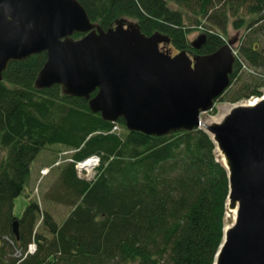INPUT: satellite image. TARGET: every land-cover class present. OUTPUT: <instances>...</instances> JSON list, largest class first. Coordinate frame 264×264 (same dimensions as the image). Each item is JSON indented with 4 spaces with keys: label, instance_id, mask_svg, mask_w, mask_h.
Wrapping results in <instances>:
<instances>
[{
    "label": "trees",
    "instance_id": "16d2710c",
    "mask_svg": "<svg viewBox=\"0 0 264 264\" xmlns=\"http://www.w3.org/2000/svg\"><path fill=\"white\" fill-rule=\"evenodd\" d=\"M77 1L91 22L104 30L118 18H129L137 21L146 36L158 32L185 52L191 28L170 4L195 10L194 23L199 24L203 18L211 22L207 10L214 3ZM252 4L251 21L238 19L236 26L250 29L263 23L254 33L264 39V0ZM212 16L216 20L210 26L225 32L226 14L214 12ZM206 36V43L195 53L210 55L223 46L219 34ZM252 42L248 34L241 39L230 85L240 77L239 58L257 76L233 91L232 103L262 95L264 45L261 48L259 42ZM45 60L46 54L40 53L10 63L0 81V264H214L224 236L229 180L208 135L195 130L149 137L128 132L123 120L105 122L89 110L86 101L62 95L58 86L34 88ZM114 126L123 133L111 132ZM50 147H62L68 153L59 159L56 152L51 162L39 168V177L41 180L46 169V174L57 170L52 197L71 210L57 224L51 214L31 202L16 217L14 200L31 181L38 155ZM93 155L100 158V165L93 179L86 180L78 176L75 164ZM40 212L41 229L43 226L49 238L36 228ZM33 241L37 251L25 255ZM16 249L19 257L13 256Z\"/></svg>",
    "mask_w": 264,
    "mask_h": 264
},
{
    "label": "water",
    "instance_id": "95a60500",
    "mask_svg": "<svg viewBox=\"0 0 264 264\" xmlns=\"http://www.w3.org/2000/svg\"><path fill=\"white\" fill-rule=\"evenodd\" d=\"M114 25L93 24L77 0H0V81L10 63L45 53L37 90L58 86L103 121L123 120L129 132H206L222 155L228 210L235 211L214 264H264V96L233 106L218 124L200 119L230 85L235 40L191 59L184 51L161 52L170 39L158 32L146 36L126 19ZM205 43L201 35L191 47ZM13 232L18 237L16 222Z\"/></svg>",
    "mask_w": 264,
    "mask_h": 264
},
{
    "label": "rangeland",
    "instance_id": "374dc122",
    "mask_svg": "<svg viewBox=\"0 0 264 264\" xmlns=\"http://www.w3.org/2000/svg\"><path fill=\"white\" fill-rule=\"evenodd\" d=\"M245 1V2H243ZM214 3L211 5H208V15L211 17L210 21L208 22L203 18L202 22L199 24L194 23V19L196 16L194 15L195 10H190L186 9L183 7H179L176 4H170V7L173 10H177L178 12L181 13L184 19V25L186 27H190V31L186 36V44L188 45L189 48L186 49V54L194 58L195 55H200L198 53H195L194 49L191 47V43L195 41L198 37L201 35H206L208 34H219L221 40L223 41V44H227L229 40L237 39L238 41L231 47L236 48L235 51H232L233 55H236L238 57V45L241 42V39L248 34L249 38L253 41V45H257L259 42L260 47H263V38L256 37L254 31H259L262 24H253L250 29H248L245 25L244 26H236V21L238 19H244L245 21L249 22L251 21L252 15L249 14V7L252 6L253 0H213ZM218 13L221 14L224 12L226 14V26H225V32L222 31H216L214 28H212L210 25L213 24V22L216 20L215 17L212 16V13ZM263 15V13H260ZM254 19L257 17H253ZM119 19H126L128 21H132L137 24V21H133L129 18H118ZM117 20V19H116ZM221 18H217V21H220ZM114 27V23L111 24V27ZM262 31V30H261ZM264 31V30H263ZM80 38V37H79ZM236 46V47H235ZM159 48L163 52H168L169 55L174 56L176 54H179L180 49L176 48L174 44L171 43H162L159 45ZM195 53V54H193ZM193 55V56H192ZM239 62L241 64V69L239 72V79L236 80L233 85H229L228 90L222 95V98L220 99V102L217 101L216 104H214V108L205 113L202 114L200 119H202L206 124H218L220 123L224 116L229 113V111L233 108L235 105H240V104H246L248 102H251V100H241L236 103L230 102L231 96L233 91L239 88L240 85L243 83L248 82L250 79H253V77L257 76L255 74V70L250 69L247 64L239 58ZM264 82V79H263ZM231 83V82H230ZM262 95L264 94V88L261 89ZM123 133V130H121ZM56 152L60 155H58L59 159L65 154L68 153V151H65L62 149V147H50L46 149L44 152L41 151V153L38 155L36 160L34 161L32 165V178L31 181L26 185L24 192L14 200V209L13 213L16 217H20L21 214L23 213L24 209L28 205V203L31 202H36L40 208L41 212L42 211H47L49 214L52 215L54 221L57 224H61L63 220L67 217L69 214L71 208L65 205H60L54 201L52 197V190L54 187V184L57 182L58 179V172L56 169L51 170L50 174L44 175L41 180L39 177L38 170L40 167H44L45 164H47L49 161L51 162L55 155ZM215 155L218 161L221 162L222 155L218 151L217 147L215 148ZM3 159V154H0V161ZM86 163V162H84ZM95 163V162H92ZM44 165V166H43ZM58 164H55L56 166ZM99 165V164H98ZM87 166V165H86ZM84 167L83 163L78 165L77 174L78 176L86 179V180H92L95 173L94 171L88 172L87 167L86 170H83L82 168ZM40 181L38 183L37 181ZM54 191V190H53ZM40 212V218L38 219V223L36 225L37 230L39 233L47 238H49V234L45 231V229L42 226L41 229V222H43V215ZM235 223V211H229L227 207V214L225 218V226L231 227ZM1 243V242H0ZM10 245L12 246V242H9ZM1 248V244H0ZM5 250H9L7 247L4 248ZM28 252L33 254L35 251H37V244L35 241H33L29 246H28ZM19 250H15L13 253V256L19 257Z\"/></svg>",
    "mask_w": 264,
    "mask_h": 264
},
{
    "label": "bare ground",
    "instance_id": "6f19581e",
    "mask_svg": "<svg viewBox=\"0 0 264 264\" xmlns=\"http://www.w3.org/2000/svg\"><path fill=\"white\" fill-rule=\"evenodd\" d=\"M45 64H46V60H45V62H44V64H43V67L45 66ZM42 69V68H41ZM40 69V70H41ZM40 72V71H39ZM38 72V73H39ZM35 79H36V77H35ZM35 81V80H34ZM61 91V90H60ZM96 94H97V91L96 92H94L93 94H91L90 96H89V100L90 99H92L93 97H95L96 96ZM88 101V100H87ZM257 100H253V101H251V102H248V103H246V104H240L241 106H248L249 104H253L254 102H256ZM121 120V119H120ZM202 120V119H201ZM203 121V120H202ZM106 122V121H105ZM117 122V121H116ZM116 122H113L112 124H115ZM124 122V121H123ZM110 123V122H109ZM124 126H125V123H124ZM126 128V127H125ZM127 130V129H126ZM195 130H199V129H195ZM195 130H193V131H195ZM128 131V130H127ZM193 131H191V132H193ZM200 131H202L203 133H205L206 135H208L206 132H204L203 130H200ZM111 132H114V133H117V134H119V133H121L122 131H121V129L119 128V127H117V126H114L113 127V129H112V131ZM129 132V131H128ZM131 133H133V134H142V133H140L139 131H130ZM178 132H183V131H178ZM173 133H176V132H173ZM187 133H190V132H187ZM170 134H172V133H169V134H167V135H170ZM144 135V134H143ZM167 135H164V136H160V137H165V136H167ZM145 136H147V135H145ZM149 137H152V136H149ZM154 137H158V136H154ZM208 137L210 138V136L208 135ZM211 139V138H210ZM215 144H216V142H214ZM72 154V153H71ZM89 160H97V162H98V164L100 163V158L98 157V156H96V155H93V156H91V157H89V158H87L86 160H84V161H89ZM87 165H89L90 167H89V169H91V170H95L99 165H97V163L96 164H91V163H87ZM83 170H84V168H82ZM89 169L87 168V170H88V172H90L89 171ZM227 227V226H226ZM28 248L26 249V252H25V255H30L31 253H29L28 252Z\"/></svg>",
    "mask_w": 264,
    "mask_h": 264
},
{
    "label": "built area",
    "instance_id": "2783aa9c",
    "mask_svg": "<svg viewBox=\"0 0 264 264\" xmlns=\"http://www.w3.org/2000/svg\"><path fill=\"white\" fill-rule=\"evenodd\" d=\"M86 163H83V165H84V170H86V167L89 169V165H87V163H91V164H96L97 163V165H98V162H97V160H89V161H85ZM92 162H95V163H92ZM79 164H81V163H77L76 164V168L78 167V165ZM87 165V166H86ZM78 169V168H77ZM89 171L91 172V171H94V170H91V169H89ZM48 172V170H44L41 174L42 175H45L46 173Z\"/></svg>",
    "mask_w": 264,
    "mask_h": 264
},
{
    "label": "clouds",
    "instance_id": "9594fccd",
    "mask_svg": "<svg viewBox=\"0 0 264 264\" xmlns=\"http://www.w3.org/2000/svg\"><path fill=\"white\" fill-rule=\"evenodd\" d=\"M206 36V35H205ZM206 39H207V36H206ZM223 45H225V43L223 44ZM201 49V48H200ZM199 49V50H200ZM198 51V50H197ZM235 64V63H234ZM85 161H83V162H81V163H84ZM77 164V163H76ZM76 164H75V170H76ZM77 171V170H76Z\"/></svg>",
    "mask_w": 264,
    "mask_h": 264
},
{
    "label": "flooded vegetation",
    "instance_id": "af4514ba",
    "mask_svg": "<svg viewBox=\"0 0 264 264\" xmlns=\"http://www.w3.org/2000/svg\"><path fill=\"white\" fill-rule=\"evenodd\" d=\"M193 56V55H192Z\"/></svg>",
    "mask_w": 264,
    "mask_h": 264
}]
</instances>
